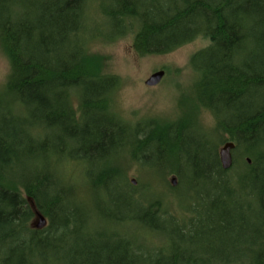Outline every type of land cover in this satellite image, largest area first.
<instances>
[{
    "label": "trees",
    "instance_id": "1",
    "mask_svg": "<svg viewBox=\"0 0 264 264\" xmlns=\"http://www.w3.org/2000/svg\"><path fill=\"white\" fill-rule=\"evenodd\" d=\"M97 1L0 0V264H264V0H111L102 12ZM89 3L108 19L104 37L132 35L140 57L209 41L189 61L195 109L213 117L219 146L233 143L228 170L198 117L115 113L120 82L90 54ZM121 156L199 193L176 217L148 186L133 190ZM74 164L86 194L68 180ZM30 203L43 229L29 225Z\"/></svg>",
    "mask_w": 264,
    "mask_h": 264
},
{
    "label": "rangeland",
    "instance_id": "2",
    "mask_svg": "<svg viewBox=\"0 0 264 264\" xmlns=\"http://www.w3.org/2000/svg\"><path fill=\"white\" fill-rule=\"evenodd\" d=\"M97 5L99 6L98 10L102 12V8L105 9L111 5V0H98ZM88 7V24L91 25L92 29L98 30V38L89 44L90 54L99 61L101 73L115 76L120 82L119 88L112 95V106L115 113L132 124L158 118L162 121H175L186 126H192L195 118L198 117L195 109L197 101L194 85L198 74L191 69L189 61L193 54L206 48L209 41L204 38H197L169 54L140 57L133 51L132 35L116 40L105 38L104 17L97 10H94L93 3H89ZM105 21L107 22L108 19ZM9 71L8 58L0 47V91L6 83ZM157 71L164 72L161 82L155 87L145 86L144 82L152 73ZM198 123L202 131L212 133V144L215 143L219 146L217 136L213 134L214 121L211 114L207 111H201ZM194 126V130H196ZM119 164L126 174L127 180L129 182L134 181L133 190H140L148 186L155 197L163 198L166 209L176 217H182L184 210L189 206L190 197H195L196 193H199L188 183L179 186V182L175 180V185H172L171 179L174 176L171 174L160 181L157 178L160 176L158 170L147 167L142 170L128 156H121ZM235 171L236 169L228 175L235 173ZM67 175L71 178L68 180L73 181L76 192L79 194L80 192L83 194L89 192L90 187L84 181V171L79 170L78 164L69 165ZM227 187L236 189L235 195L237 197L242 194L241 184ZM172 188L177 189L172 191ZM146 194L147 192L143 191V195L146 196ZM36 223L38 220L34 216L29 225L32 227ZM109 230L112 229L109 228ZM142 233L137 234L141 241H143V237L149 243L156 241L153 236L142 235ZM159 243L162 242L159 241ZM155 244H158V241ZM49 260L52 262L55 259Z\"/></svg>",
    "mask_w": 264,
    "mask_h": 264
},
{
    "label": "water",
    "instance_id": "3",
    "mask_svg": "<svg viewBox=\"0 0 264 264\" xmlns=\"http://www.w3.org/2000/svg\"><path fill=\"white\" fill-rule=\"evenodd\" d=\"M163 76H164L163 71L154 72L149 76V78L144 82V84L147 87H155L161 82ZM233 148H234L233 143L228 142L222 145L218 150L219 162H220L222 170L224 171L228 170L232 165L231 151L233 150ZM131 182L132 184H134L133 180ZM171 183L172 185H175L174 177L171 179ZM30 205L34 212L35 217L38 220V223L32 226V228L38 229V230L43 229L47 224L46 219L35 209L33 203H30Z\"/></svg>",
    "mask_w": 264,
    "mask_h": 264
}]
</instances>
